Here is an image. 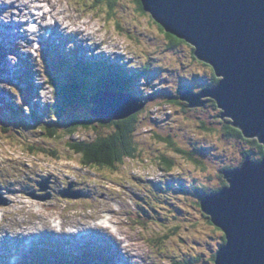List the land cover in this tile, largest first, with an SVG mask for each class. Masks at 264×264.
I'll return each mask as SVG.
<instances>
[{
  "label": "rangeland",
  "instance_id": "obj_1",
  "mask_svg": "<svg viewBox=\"0 0 264 264\" xmlns=\"http://www.w3.org/2000/svg\"><path fill=\"white\" fill-rule=\"evenodd\" d=\"M14 1L0 0V201L8 202L0 206V264H8L4 251L14 222L20 231L21 222H44L47 215H56L66 226L88 231L102 213L112 216L108 211L113 213L112 231L96 226L98 231L83 241L47 225L43 232L50 238L42 243L48 245L29 246L23 264L40 263L43 257L49 258L43 264H51L50 257L64 259L61 250L71 253L64 254L71 262L73 251L80 254L84 244L82 264H215L225 235L204 213V193L227 188L225 171L262 156L258 139L231 135L230 129L237 128L230 118H218L223 111L214 100L199 108L180 100L182 90L213 88L219 80L213 68L196 57L193 46H172L165 30L136 0H119L113 9L108 1L44 0L43 10L31 12L39 20L46 12L59 16L50 14L42 22L51 27L45 36H40L42 23L34 26L36 32L30 26L36 35L30 45L36 48L42 42L34 53L23 46L27 41L11 21L18 13L11 7ZM16 3L31 5L28 0ZM55 19L66 23L56 26ZM85 65L106 71L103 81L117 74L115 68L133 75L128 92L146 101L132 136L135 156L125 158L117 171L86 167L70 149L114 130L89 114L94 74L82 76L87 83L82 104L62 119L46 109L55 99L50 78L61 81L68 71L80 74ZM75 119H91L92 128L70 135ZM11 185L25 188L27 195L16 196ZM68 194L76 197L64 196ZM19 243L24 254L28 246L23 238ZM87 248H93V256ZM41 249L47 254L37 252Z\"/></svg>",
  "mask_w": 264,
  "mask_h": 264
},
{
  "label": "water",
  "instance_id": "obj_2",
  "mask_svg": "<svg viewBox=\"0 0 264 264\" xmlns=\"http://www.w3.org/2000/svg\"><path fill=\"white\" fill-rule=\"evenodd\" d=\"M140 1L166 34L193 46L219 79L198 94L183 91L180 99L190 108L214 100L223 111L218 118H230L244 138L258 139L264 149V0ZM103 92L108 99L92 96L89 112L101 121L126 119L146 105L131 93ZM224 178L227 188L201 200L226 239L215 264H264V156L259 162L246 158Z\"/></svg>",
  "mask_w": 264,
  "mask_h": 264
},
{
  "label": "trees",
  "instance_id": "obj_3",
  "mask_svg": "<svg viewBox=\"0 0 264 264\" xmlns=\"http://www.w3.org/2000/svg\"><path fill=\"white\" fill-rule=\"evenodd\" d=\"M106 1L112 4L113 9V5H115L119 0H100V2ZM136 1L139 5V9L143 11L144 9L141 1ZM167 36L170 38L172 45L185 43L183 40L177 39L176 37L175 39H172V37H174L172 35L167 34ZM80 70V74L77 72H66L63 75L61 81H57L55 78H50L49 80V84L55 93V99L46 107V109L56 120L62 119L64 114L82 104V100L84 99L83 91L84 89H87V83L85 82L86 80L82 76L87 77V75L91 76L94 74L95 80L97 81L93 83L95 85V92L101 89L128 92L129 83L132 79L131 77H133V75L130 76L126 71H122L121 69L117 68H115L117 74L113 75V68H110L108 74L110 77L113 75L112 78L103 81V78L106 76V71L103 69L98 70L97 68H92L86 65L81 67ZM59 71H61L60 68ZM218 81H216V84ZM96 120L98 124L103 126L108 127L109 124L113 125V132L106 136L100 135L91 142L82 141L73 145L69 144L70 149L74 152V154L80 156L82 159V164L86 167L98 170L117 171L119 165L123 163L125 158H133L135 156L132 136L136 128L135 125L138 121V113L126 120L118 122H110L105 120L101 121L98 119ZM91 121V119H75L72 126H69L68 128H71L69 134L73 135L82 128L85 130L91 129ZM230 130L232 132V136L243 137L241 131L237 129ZM51 132L52 133L50 134V137L55 138L56 136H54V130H51ZM258 146L261 150V156H264L263 146L261 144H258ZM39 151L48 153L46 150L44 151L42 149ZM214 192L216 193L217 191ZM204 195H206V193H204ZM163 237L167 238L166 235ZM60 260H62L61 263H58L56 259L55 262L51 261V264H66V262H68V264H81L82 262L80 260V263H77V258H74V260L71 262H69L68 258L65 257L64 259Z\"/></svg>",
  "mask_w": 264,
  "mask_h": 264
},
{
  "label": "bare ground",
  "instance_id": "obj_4",
  "mask_svg": "<svg viewBox=\"0 0 264 264\" xmlns=\"http://www.w3.org/2000/svg\"><path fill=\"white\" fill-rule=\"evenodd\" d=\"M28 1L31 3V5H29V4L28 5H24V4L16 5V4H18V3H16V0L12 3V6L11 7L15 6V8L18 10V13L15 15V17H13L11 19V21L13 22V24L15 23L13 26L16 25L15 27H18V26L20 27V34L22 36V39H25L27 41L26 42V45H23V43H22V45L23 46H27V48H32V50L34 51V53H39V51H38L39 50V47H36L35 48L34 46H31L30 45V43L33 42V40H34V37L33 36H36L34 34H31L32 32H34V27L32 26L33 27L32 28V32H31V28H30L32 21L33 20H37L40 23H42V22H45L46 21V19H47L46 17H48L50 14L54 15L55 18H57L59 15L57 16V15H55L53 13H49L48 14L46 12V13L43 14V18L44 19L42 17H40L42 19L39 20V16L37 14L32 13L31 11H33V10H43L40 7H42V5L46 7V2L44 0H28ZM17 2H18V0H17ZM21 3H22V0H21ZM8 10H9V8H8ZM21 10H23V12H24L23 14L22 13L21 14L19 13ZM55 20H57V22L55 24L56 26L59 24V22L66 23L65 21H61L60 19H55ZM9 25L11 26V24H9ZM47 28H51V27L48 26V24H46V23H42V28H40V36H45L44 33H45V30ZM53 31L54 32L55 31L58 32V29L57 30L54 29ZM49 38H51V36H49ZM68 41H69V39L65 40V43H67ZM45 43H46V45H47V47H48V49L50 51V47H49L50 42H49L48 38L45 40ZM54 45L56 46V48L58 47L56 43ZM205 89H207V88H205ZM106 90L107 89L98 90L95 93H93L92 96H95L96 95L97 97H101L102 94H104L103 91H106ZM114 91H118V90H114ZM183 91H186V90H182L181 91V94H182ZM191 93L192 94H198V93H193L192 91H191ZM181 94H180V97H181ZM103 96H104V99L105 100L108 99V96H106L105 94ZM142 101L143 102H146L144 100H142ZM89 102H91V99L90 98H89ZM113 103L114 102H112V104ZM185 103H187V102H185ZM91 106H92V104H91ZM99 107H100V105H99ZM188 108H190V107H188ZM134 115H132V116H134ZM132 116H130V117H132ZM130 117H128V118H130ZM128 118H126V119H128ZM126 119H123V120H126ZM119 121H122V120H119ZM110 122H118V121L110 120ZM242 165H243V163L240 166L242 167ZM46 184H47V182H45L44 184H42L40 187H42V188L44 187L45 188V185ZM10 187L12 188V191L11 192L17 194L16 196H18V195L21 196L24 193V191H25L24 190L25 188H23V187H19L18 188L17 186L15 187V186H12V185ZM24 194H25V196L27 195V193H24ZM212 194H215V193L206 194L205 197L206 196H209V195H212ZM46 200H49L48 196L46 197ZM1 202H2L1 205L8 204L7 200H2ZM26 204L28 205V203H26ZM0 211H4V210L3 209H0ZM108 212H110V214L112 216H110V217L109 216H105L104 217L105 212L102 213L98 217V219H97V221L100 220V222H97L96 221L95 222V225L98 226V227L101 226L105 230H108V232H111L112 231V228L109 225V223L112 220L109 219V218L113 217V213L111 211H108ZM23 215L25 216V214H23ZM206 215L210 216L209 214H206ZM211 219H212V217H211ZM27 221H28V223H23V224H22V222L20 223V225H22V229L20 231L18 229H16V227L19 226V224H17V222L12 223L13 225H11V228H10L11 229V232H9L8 237H7L8 238L7 239L8 240L7 241L8 248L4 251V252H7V255H8V257H6V258H8V260H7V263L8 264H23V259L22 258H25L26 257L25 255H27L26 254L27 252L29 253V251L31 250V247H29V246H31L32 244L39 243L40 244V247H44L45 244L48 245V243H42V240L50 238L49 236H46V235H49V232H47V233H44L43 232V230H49V227L47 225H49L57 233H60V234H63L64 233L66 235H70V236H73V237L75 236L79 240H82V241H83V239H86V237H88V238L91 237L92 234H93V232L98 231V227H96V226H90V227H88V229H89L88 231L81 230L79 228V226H75V225H71V224H70L71 227L70 226H66L65 225V222L62 220L61 216H56V215H50V216L47 215L44 222H42L41 220H32V221L31 220H27ZM72 226H75V227H72ZM14 230H16L17 233H14L13 232ZM220 230L223 232L222 229H220ZM9 236H10V238H9ZM22 238H23L24 245L28 246V248H27L28 251L25 250V249H23V251H26L24 254L21 251V248L22 247H21V245L19 243V240L22 239ZM115 238H116V236H115ZM27 239H28V241H27ZM118 241L120 242V240H118ZM224 241L226 242L225 239H224ZM225 242H224V244H225ZM84 247H86L85 244H84ZM37 251L39 253H42L43 255L47 254V252L46 251H43L42 249L41 250H37ZM2 252H3V250L1 249L0 250V253H2ZM61 252H62L61 254L59 253L60 256L61 257H65V258H67V257L64 254H71L70 252H66V251H62V250H61ZM76 253H79V252H77V250H76V252L73 251V255H77ZM82 253H83V250H82ZM84 254H83V256L85 258H88V251H86ZM117 255H119V254H117ZM16 257H19L20 260H16V261L12 262L13 260L16 259ZM75 258H77V256ZM50 260L53 261L52 258ZM81 264H82V262H81Z\"/></svg>",
  "mask_w": 264,
  "mask_h": 264
},
{
  "label": "clouds",
  "instance_id": "obj_5",
  "mask_svg": "<svg viewBox=\"0 0 264 264\" xmlns=\"http://www.w3.org/2000/svg\"><path fill=\"white\" fill-rule=\"evenodd\" d=\"M186 43V42H185ZM189 45V44H188ZM172 46H174V45H172ZM191 46V45H190ZM219 82V81H218ZM217 85V84H216ZM215 85V86H216ZM107 90H109V89H107ZM188 90V89H187ZM122 92V91H121ZM124 93H126V94H128L129 92H124ZM138 98V97H137ZM146 103V102H145ZM90 104H91V102H90ZM92 107H93V105H92ZM251 160V159H250ZM254 162V161H253ZM259 162V161H258Z\"/></svg>",
  "mask_w": 264,
  "mask_h": 264
},
{
  "label": "snow or ice",
  "instance_id": "obj_6",
  "mask_svg": "<svg viewBox=\"0 0 264 264\" xmlns=\"http://www.w3.org/2000/svg\"><path fill=\"white\" fill-rule=\"evenodd\" d=\"M172 39H175V37H172Z\"/></svg>",
  "mask_w": 264,
  "mask_h": 264
}]
</instances>
